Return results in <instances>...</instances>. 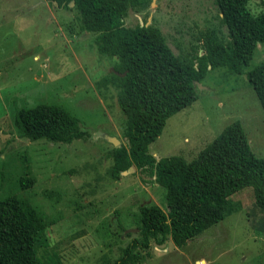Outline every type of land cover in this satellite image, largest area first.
<instances>
[{"label":"rangeland","instance_id":"obj_1","mask_svg":"<svg viewBox=\"0 0 264 264\" xmlns=\"http://www.w3.org/2000/svg\"><path fill=\"white\" fill-rule=\"evenodd\" d=\"M141 1L125 25L158 27L176 55L202 53L206 32L226 38L214 0ZM263 5L248 2L253 14ZM75 15L49 0H0V199L16 195L37 210L45 237L37 254L45 264H110L137 235L138 207L166 208L165 188L134 166L111 175L110 151L126 143L125 116L116 88L97 81L116 57L98 51L94 33L82 31ZM263 61L264 43H258L243 73L209 70L197 83L198 98L168 117L149 152L190 160L239 120L252 152L264 157V111L247 79ZM39 103L64 107L89 136L70 143L20 136L17 111ZM25 169L34 183L22 189ZM227 202L223 219L184 246L171 239L152 245L137 264H264V213L254 205L253 189Z\"/></svg>","mask_w":264,"mask_h":264},{"label":"trees","instance_id":"obj_2","mask_svg":"<svg viewBox=\"0 0 264 264\" xmlns=\"http://www.w3.org/2000/svg\"><path fill=\"white\" fill-rule=\"evenodd\" d=\"M49 1L74 9L82 31L94 33L98 51L116 57L112 70L97 81L100 87L116 88V101L125 116L126 143L110 151L111 175L118 178L134 166L165 188L166 208L140 205L137 235L110 264H137L143 251L168 239L184 246L223 219L228 197L245 187L253 189L254 205L264 213V157L252 152L239 120L226 125L190 160L180 155L156 159L148 150L168 117L198 98L197 83L209 70L225 67L243 73L258 43H264V5L253 14L249 0H214L226 38L206 32L203 52L195 50L188 57L176 55L158 27L125 25L127 12L140 7L141 0ZM247 79L264 111V61L247 73ZM15 118L20 136L30 140L70 143L89 136L75 116L56 104L22 108ZM33 183L25 169L20 187ZM43 228V219L31 204L16 195L0 199V264H45L37 254L45 243Z\"/></svg>","mask_w":264,"mask_h":264},{"label":"water","instance_id":"obj_3","mask_svg":"<svg viewBox=\"0 0 264 264\" xmlns=\"http://www.w3.org/2000/svg\"><path fill=\"white\" fill-rule=\"evenodd\" d=\"M52 3H56V1H52ZM57 4V3H56Z\"/></svg>","mask_w":264,"mask_h":264}]
</instances>
